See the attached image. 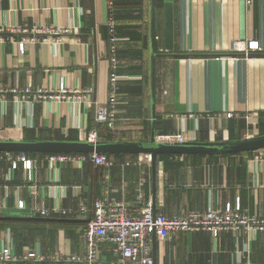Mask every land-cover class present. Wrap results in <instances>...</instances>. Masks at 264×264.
Masks as SVG:
<instances>
[{
  "label": "crops",
  "instance_id": "crops-1",
  "mask_svg": "<svg viewBox=\"0 0 264 264\" xmlns=\"http://www.w3.org/2000/svg\"><path fill=\"white\" fill-rule=\"evenodd\" d=\"M165 2L172 3V49L165 40ZM111 13L121 65L114 126L96 120V103L106 104L113 86ZM151 14L152 0H0V90L94 88L92 104L75 98L22 101L7 92L0 98V140L84 142L92 129L97 141L128 143L150 142L153 132L157 141L177 143L165 136L214 143L264 135V0H156L155 96ZM53 26L69 32L29 40L34 28ZM238 40H256L263 50L245 56L233 51ZM6 153L12 161L23 154L32 161L29 171L22 161L12 168L8 159L0 160V248L9 246L19 257L85 254L83 233L96 198L122 201L134 214L149 203L167 216L239 205L243 213L264 218V149L161 153L155 166L138 163L145 153H102L112 161L109 167L49 160L54 154H91L84 152H0ZM42 203L74 210L83 204L88 211L34 214L32 207ZM151 243L154 264H264V232L253 238L230 231L217 237L207 231L155 233ZM115 247L112 241L101 244L104 263L119 257Z\"/></svg>",
  "mask_w": 264,
  "mask_h": 264
},
{
  "label": "built area",
  "instance_id": "built-area-1",
  "mask_svg": "<svg viewBox=\"0 0 264 264\" xmlns=\"http://www.w3.org/2000/svg\"><path fill=\"white\" fill-rule=\"evenodd\" d=\"M111 33V54H110V82L112 89L109 100L106 104L96 103V120L99 123L114 126L118 120V104L119 94L116 90V82L120 76V59L116 42L119 37L116 31V19L114 13H111L108 21ZM27 32V29L23 30ZM33 36L30 41H38L39 33L49 34L44 41L52 40L53 35L60 36L69 32V29L62 26H53L47 28L36 27L33 29ZM55 39H53L54 42ZM56 42V40H55ZM21 51L25 49V42L20 44ZM263 47L256 40L242 41L238 40L234 43L233 51L241 52L245 56H249L252 52L262 51ZM10 92L14 99L22 101L55 99L63 100L75 98L80 101H86L92 104V96L94 88H68L60 85L58 89H32L27 87L20 89L18 87L12 89H1L0 98ZM228 113V116H233ZM192 116V115H191ZM99 133L97 129H92L88 133V140L96 142ZM166 141L185 142L183 135L165 136ZM10 154H0V160L8 159L12 168H16L18 161L23 162L26 170L31 171L32 161L25 154L19 155L18 161H12ZM262 155L257 156V158ZM50 161L61 162H78L89 160L99 167H109L113 163L106 155L93 152L89 155L72 156L67 154H54L49 156ZM152 155L150 153L141 154L139 156V164H152ZM2 200L0 199V208ZM18 207L23 209L25 202L20 200ZM53 210L62 215H74L79 212L88 211L86 205H81L78 210L63 209L60 206L50 209L44 203L37 204L32 207L34 214L41 216L50 215ZM92 218L88 221L84 229V239L86 244V252L83 255L69 254L64 257L48 256L37 252H29L22 257L17 256L11 247L0 248V264H21L23 262L34 260L41 264H106L101 258L100 246L105 241H112L116 244L115 251L119 257L107 264H154L153 249L151 236L154 233L173 235L178 232H197L207 231L214 237H217L223 231H230L235 235L246 234L253 238L257 233L264 232V218L258 214H247L241 211L239 205L233 207L228 205L226 209L215 210L208 209L206 211H192L182 216H167L162 213H156L152 204L144 206L141 211L134 214L129 206L122 201H109L103 198H96L92 203Z\"/></svg>",
  "mask_w": 264,
  "mask_h": 264
},
{
  "label": "water",
  "instance_id": "water-1",
  "mask_svg": "<svg viewBox=\"0 0 264 264\" xmlns=\"http://www.w3.org/2000/svg\"><path fill=\"white\" fill-rule=\"evenodd\" d=\"M165 12V40L169 49L173 47L174 22L172 3H164ZM152 28V86L153 95L156 93V0H152L151 14ZM264 149V135L250 139L223 142H160L153 132L150 142L147 143H128V142H101V141H8L0 140V152H48V153H150L153 159V166L161 153H239ZM154 185H156L154 173ZM155 235V233H154Z\"/></svg>",
  "mask_w": 264,
  "mask_h": 264
}]
</instances>
